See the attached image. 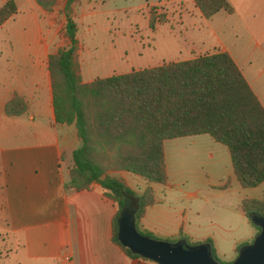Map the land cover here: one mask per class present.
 <instances>
[{"label":"crops","instance_id":"obj_1","mask_svg":"<svg viewBox=\"0 0 264 264\" xmlns=\"http://www.w3.org/2000/svg\"><path fill=\"white\" fill-rule=\"evenodd\" d=\"M5 1L0 0V6ZM12 1L15 13L0 23V264H6L9 254L12 264H155L128 257L111 242L115 205L101 195L98 185L79 191L69 186L71 152L80 141L72 123H53L47 71V55L61 46L57 32L65 22V0H56L50 11L42 10L33 0ZM189 1L171 0V12L184 14V4ZM227 2L230 13L219 10L208 18L199 14L193 2L190 9L205 26L217 14L220 22L231 19L230 26L239 28H234V36L240 37L236 40L245 39L237 46L251 44L252 49L232 50L217 40L205 52L191 48L185 59L216 51L228 53L264 110V66L256 70L250 64L252 56L264 62V0ZM89 3L75 0L73 19ZM152 3L143 1L137 9L147 16ZM14 96L25 108L17 115H6L4 106ZM166 145L175 151L177 164L185 148L207 149L206 159L195 162L209 170L198 184H188L182 178L175 181L184 173L182 167L169 180ZM221 146L207 134L163 140V184L140 177L129 179L131 174L124 171L112 173L136 194L145 189L151 192L153 203L144 207L138 220L140 230L173 241L188 238L203 242L208 238L218 257L231 252L239 239L255 234L241 201L260 199L264 190L253 195L252 188L262 182L254 187L240 186L228 151ZM221 164L224 173L218 177L212 167Z\"/></svg>","mask_w":264,"mask_h":264},{"label":"trees","instance_id":"obj_2","mask_svg":"<svg viewBox=\"0 0 264 264\" xmlns=\"http://www.w3.org/2000/svg\"><path fill=\"white\" fill-rule=\"evenodd\" d=\"M33 1L44 11L56 2ZM191 1L204 18L232 10L227 0ZM74 2L65 0L63 6L65 22L59 30L67 42L47 55L53 123H72L80 141L71 152L69 186L79 191L98 185L101 195L115 205L111 242L128 257L149 261L119 243L116 220L120 211L131 212L140 232L138 220L144 207L153 203L151 192L136 194L112 173L124 171L163 184L162 141L207 134L227 149L239 185L257 186L264 180V110L224 51L83 82L76 57ZM13 13L14 2L6 0L0 6V23ZM148 25L152 26L150 20ZM24 108L14 96L4 112L17 115ZM241 209L249 223L250 215L264 216V194L260 199H243ZM204 243L215 259L210 242Z\"/></svg>","mask_w":264,"mask_h":264},{"label":"rangeland","instance_id":"obj_3","mask_svg":"<svg viewBox=\"0 0 264 264\" xmlns=\"http://www.w3.org/2000/svg\"><path fill=\"white\" fill-rule=\"evenodd\" d=\"M143 1L152 0H90L89 5L84 6L83 12L78 11L73 20L76 25V57L81 80L91 81L112 74H123L161 63L183 60L189 56L191 48L195 50L200 48L203 50L202 52H205L204 49L212 48L217 40L232 50L252 49L251 44L237 46V42H242L245 39L236 40L240 37L234 36L237 34L234 28L238 30L239 28L230 26L231 19L220 22L217 14L205 26L203 23L200 24L194 13L191 12L192 2L184 4V14H177L171 12L173 9L171 0H153L154 3L150 6L146 16L143 9H137L138 4ZM149 20L152 22V26L148 25ZM207 27L211 30H208ZM57 40L60 45L67 42L60 35V30L57 32ZM200 42L201 44H199ZM245 53L242 54V59H245ZM255 57L252 56L251 67L260 70L264 66V62L255 59ZM262 79L264 80V76ZM221 148L225 149L223 146ZM165 149L166 162L171 172L169 180L171 176L177 175L175 172L177 173L180 167L183 168L184 173L178 176L175 181L182 178L188 184H198V180L203 179L204 173L209 171L205 166L202 167L201 163H195L206 159L207 149L201 151L200 149L185 148L178 157V164L175 159V151L171 146L166 145ZM221 153L223 154V152ZM212 168L213 172H217L218 177L224 173L222 164L221 166L214 165ZM128 174L125 172V175L128 176ZM128 178L138 179V176L131 174ZM126 180L128 179L126 178ZM261 189L264 190V180L260 186L252 188L253 195H257ZM249 224L253 232L256 233L257 227ZM139 233L143 234L141 230ZM254 236L255 234L252 233L248 238L239 239L231 252L226 251V255L221 257L215 254L214 260L217 264H228L242 246L251 243ZM153 238L174 242L172 239ZM181 240L186 244L204 243V241L193 242L188 238ZM206 240L211 244L210 239ZM1 249L2 246H0ZM224 249L227 250L226 246ZM6 259H8L6 264H12L13 260L10 254Z\"/></svg>","mask_w":264,"mask_h":264},{"label":"water","instance_id":"obj_4","mask_svg":"<svg viewBox=\"0 0 264 264\" xmlns=\"http://www.w3.org/2000/svg\"><path fill=\"white\" fill-rule=\"evenodd\" d=\"M249 220L259 230L228 264H264V216L250 215ZM116 224L119 243L155 264H217L207 243L186 244L181 239L167 242L139 233L131 212L120 211Z\"/></svg>","mask_w":264,"mask_h":264}]
</instances>
